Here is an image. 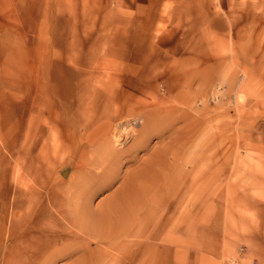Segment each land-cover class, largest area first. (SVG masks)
<instances>
[{"label": "rangeland", "instance_id": "rangeland-1", "mask_svg": "<svg viewBox=\"0 0 264 264\" xmlns=\"http://www.w3.org/2000/svg\"><path fill=\"white\" fill-rule=\"evenodd\" d=\"M0 264H264V0H0Z\"/></svg>", "mask_w": 264, "mask_h": 264}, {"label": "crops", "instance_id": "crops-1", "mask_svg": "<svg viewBox=\"0 0 264 264\" xmlns=\"http://www.w3.org/2000/svg\"><path fill=\"white\" fill-rule=\"evenodd\" d=\"M160 152H162L163 154L164 153H167V151H165L164 149H161V150H159ZM156 153H154V155H152V157H151V159H150V161L152 160V161H155L156 160V155H155ZM177 156H181L180 154L179 155H177ZM166 157V156H165ZM149 163V162H148ZM147 165V164H146ZM159 166H156V168H153V166H151L149 169H147V166H145L144 168H142V169H140V170H138L137 171V176H138V178H145L146 179V177H147V175H148V172H150L151 174H153V173H156L157 171V168H158ZM150 170V171H149ZM144 171V172H143ZM145 171H147V172H145ZM147 173V174H146ZM151 176H153V175H151ZM135 179V178H134ZM133 182V181H132ZM155 184V182H153L152 183V181H151V184H150V186H152V185H154ZM131 182H130V184L128 185V183L126 184V186H129L128 188L127 187H125L124 188V190L123 191H120V192H118V193H116L115 194V198L117 197V198H121L122 199V201L123 202H125V201H127L130 197H131V194H132V196H134L133 195V193L132 192H134V191H136L135 189H132V187H131ZM150 186L148 185V186H146V192H148V193H152V190H150ZM128 189V190H127ZM126 192H128V193H126ZM139 192V191H138ZM125 194V195H124ZM137 195H138V198L140 197V192L139 193H137ZM74 196V200L76 201H78L79 199H80V197L78 198V197H76L75 195H73ZM136 200V199H135ZM76 201V202H77ZM138 205V204H137ZM82 222V221H81ZM82 231H84V225H82V228L80 229V232L82 233ZM115 232V233H114ZM113 232V234L116 236V231H114ZM96 233V232H95ZM125 233V232H124ZM97 235H99L98 233H96ZM114 240V239H113ZM114 242V241H113Z\"/></svg>", "mask_w": 264, "mask_h": 264}, {"label": "bare ground", "instance_id": "bare-ground-1", "mask_svg": "<svg viewBox=\"0 0 264 264\" xmlns=\"http://www.w3.org/2000/svg\"><path fill=\"white\" fill-rule=\"evenodd\" d=\"M194 136V128L192 127H189L188 128V131H187V134L181 139V140H178L175 144V142H172L171 144V150L173 149L174 151H177V149L180 151L179 154L182 156L183 155V152L184 151H181L183 148H186L188 146V144H190V142L192 141V138ZM178 153V152H177ZM166 154L168 153H162V152H158L157 155H156V160L155 161H159V160H162L165 158ZM179 154H176V155H179ZM155 162V163H157ZM144 172V171H143ZM147 172V171H145ZM147 174V173H146ZM111 210V209H110ZM116 210V209H115ZM109 211V210H108ZM117 211V210H116ZM117 213V212H114L113 211V208L111 210V213ZM115 230H113L112 232H114Z\"/></svg>", "mask_w": 264, "mask_h": 264}]
</instances>
